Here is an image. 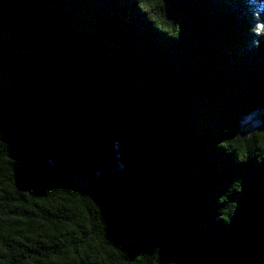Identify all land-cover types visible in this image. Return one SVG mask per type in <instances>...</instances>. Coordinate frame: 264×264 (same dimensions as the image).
I'll return each mask as SVG.
<instances>
[{
  "label": "trees",
  "instance_id": "16d2710c",
  "mask_svg": "<svg viewBox=\"0 0 264 264\" xmlns=\"http://www.w3.org/2000/svg\"><path fill=\"white\" fill-rule=\"evenodd\" d=\"M252 1L0 0V264H264ZM62 88L119 172L70 180L24 144L21 103Z\"/></svg>",
  "mask_w": 264,
  "mask_h": 264
},
{
  "label": "water",
  "instance_id": "95a60500",
  "mask_svg": "<svg viewBox=\"0 0 264 264\" xmlns=\"http://www.w3.org/2000/svg\"><path fill=\"white\" fill-rule=\"evenodd\" d=\"M20 114L24 144L70 180L86 182L106 170L119 172V146L65 88L24 100Z\"/></svg>",
  "mask_w": 264,
  "mask_h": 264
},
{
  "label": "rangeland",
  "instance_id": "374dc122",
  "mask_svg": "<svg viewBox=\"0 0 264 264\" xmlns=\"http://www.w3.org/2000/svg\"><path fill=\"white\" fill-rule=\"evenodd\" d=\"M250 6L252 7L254 13L256 14L257 17H262L261 19L264 18V5L261 3L252 1L250 3ZM263 22L259 23V26H262ZM258 121L255 119V117H249L245 120L243 123V131L247 135L255 134L256 130L259 129Z\"/></svg>",
  "mask_w": 264,
  "mask_h": 264
}]
</instances>
